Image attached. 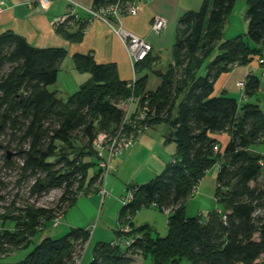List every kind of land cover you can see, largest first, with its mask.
I'll use <instances>...</instances> for the list:
<instances>
[{
	"label": "trees",
	"instance_id": "obj_1",
	"mask_svg": "<svg viewBox=\"0 0 264 264\" xmlns=\"http://www.w3.org/2000/svg\"><path fill=\"white\" fill-rule=\"evenodd\" d=\"M111 1L94 0V7ZM235 1L203 0L199 10L180 18L173 62L166 71L156 73L161 79L156 90L148 88L147 75L128 82L120 78L116 64H101L92 53H77L75 69L90 78L75 93L60 98L50 87L58 82L67 50L34 47L12 31L0 34V134L11 131V142L17 141L23 177L46 175L36 180L33 192L63 186L61 204L67 203V208L82 189L87 194L98 192L94 186L102 183L103 171L89 176L91 165L84 158L93 154L99 134L119 129L125 116L120 105L132 96L137 99L135 110L148 104L143 125L170 126L165 142L177 146L174 161L149 182L129 187L136 189L134 199L120 212L119 221L129 220L133 235L140 237L130 250L113 248L111 241L98 243L89 264H136L134 253L153 264H264L260 262L264 258V184L260 179L264 155L258 151V147L264 150V111L255 103L240 104L226 92L214 93L222 74L237 66L262 67L264 59V0H247V42L241 36L223 39ZM65 27H58V32L80 41L86 26L80 24L74 33ZM150 54L135 65L137 72L154 61ZM262 83L261 76L249 74L245 97L255 96ZM8 159L7 155V163ZM214 167L218 170L216 198L222 208L206 216L201 212L187 217L186 202ZM77 182L78 191H73ZM153 203L168 213L165 237H155L150 225L134 227L132 222ZM59 212L28 207L14 219L13 229L0 221V264H73L90 241L91 233L85 229L73 228L58 239L44 238L18 262L1 261L11 249L28 247Z\"/></svg>",
	"mask_w": 264,
	"mask_h": 264
},
{
	"label": "rangeland",
	"instance_id": "obj_2",
	"mask_svg": "<svg viewBox=\"0 0 264 264\" xmlns=\"http://www.w3.org/2000/svg\"><path fill=\"white\" fill-rule=\"evenodd\" d=\"M200 8L201 6H199ZM247 8V0L235 1L233 10L223 30L224 40H232L241 36L245 42L248 41ZM62 69L70 74L71 59L64 61ZM62 74L60 78H62ZM154 75L158 77L156 74ZM61 80L60 84L64 85L63 79ZM240 91H231L229 95L240 99ZM123 105L122 103L120 106L123 107ZM169 131L170 126L166 123L152 129L148 134L149 137L144 138V143L138 145L139 147L141 146L142 152L137 158L133 154L129 155L124 163L118 165V173L108 174L107 176L102 175V183H97L94 186L98 192L92 191L87 194L86 189L79 191L81 196L69 208H67V203H64L66 206L61 204V197L64 193L63 186H50L41 193L32 191L36 180L43 179L46 175L39 172L30 176L27 173V176L23 177L21 169L23 157L18 155L17 141L11 142L13 138L11 131H5L0 134V196L3 197L0 200V221L4 222L5 227L13 229L15 226L14 219L19 218L20 214H23L28 207L46 208L56 212L58 210L64 211L65 207L67 208L64 211L66 212L63 215L64 219L57 227L53 226L52 221L46 222L43 230L34 235L28 247L11 249L10 256L1 259V261L18 262L24 259L44 238L58 239L67 235L73 228H81L91 233L90 241L84 246L86 251L82 259V264H89L93 259L95 246L101 242L109 243L115 237L114 230L118 226L120 212L123 207L121 198L127 194L129 187L149 182L162 173L172 162L177 146L174 142H165L164 137L165 135L168 136L167 133ZM110 136L112 134H107L103 139L102 145L104 147H93V154L85 156L84 161L91 165L89 176H92L98 170L101 172L100 162L109 158L106 147ZM9 144H11L10 147H8ZM258 151L264 155L262 147H258ZM84 153L86 154L85 151ZM7 155L10 156L8 159L9 163L6 162ZM53 160L50 159L51 162ZM59 168L60 166H56L55 169ZM217 173L218 170L214 167L202 178L198 192L186 202L185 212L187 217H195L201 212L207 213L217 208H222L216 198ZM260 179L261 183L264 184V168ZM101 186L106 188L107 193L105 196L99 193ZM78 187L79 183L77 182L73 191H78ZM79 194L77 195L79 196ZM63 207L64 209H62ZM139 213L138 219L143 224L136 222L138 227L150 224L152 226L156 225L157 229H153L152 234L155 237L157 235H166L168 217L162 210L157 207H150L143 209ZM133 257L136 264H153L150 258L145 259L141 253H134ZM263 260L264 258L260 262ZM182 264L188 263L184 261Z\"/></svg>",
	"mask_w": 264,
	"mask_h": 264
},
{
	"label": "crops",
	"instance_id": "obj_3",
	"mask_svg": "<svg viewBox=\"0 0 264 264\" xmlns=\"http://www.w3.org/2000/svg\"><path fill=\"white\" fill-rule=\"evenodd\" d=\"M72 1L88 8L94 7V0H55L43 12L38 8L36 0H0V34L6 31H12L24 37L34 47H54L65 48L67 50L68 55L66 59H71L70 74L67 71H63L62 64L58 82L50 87L51 90L57 91L60 98L64 99L75 93L90 78V74L80 73L75 69L73 55L77 53H92L98 63L116 64L120 78L128 82L135 81L147 75L148 88L150 90H156L161 83V79L154 74L159 71H166L169 64L173 62V47L177 39L180 18L190 10H199V6L203 4V0H137V4L140 7L137 15H122L113 24L98 19L92 20L88 28L84 31L82 39L80 41H72L60 34L57 27L53 25L55 18L70 13ZM81 14L86 16L84 12ZM156 15L163 16L167 20V27L160 36L155 35L151 31V22ZM65 26V30L74 33L78 30L80 24L75 21H69ZM119 27H123L145 38L153 45L150 59L154 61L151 64H147L138 72L136 71L132 58L117 33ZM251 73L261 76L263 83L255 96L246 98L244 90L238 84L243 82V80L246 82L247 76ZM61 74L62 78H60ZM61 79H63L64 85L60 84ZM231 91H240L241 98H236L240 104L246 102L255 103L264 111V78L262 68L256 64L237 66L229 72L222 74L216 81L215 95H219L222 92H226L229 95ZM160 125L158 124L148 128L137 141L133 142L124 155L114 158L111 163L110 174L118 173V165L124 163L129 155L133 154L137 158L142 152L141 146L139 147L138 145H142L144 138L149 137L148 134L150 131ZM166 137L165 135V140ZM138 213L132 220L134 227H138L137 223L142 222L138 219L140 214ZM165 214L167 215V213ZM151 228L152 230L157 229V226L151 225ZM116 229L114 230V236ZM165 231L167 232V230ZM166 235L159 236L165 237Z\"/></svg>",
	"mask_w": 264,
	"mask_h": 264
},
{
	"label": "built area",
	"instance_id": "obj_4",
	"mask_svg": "<svg viewBox=\"0 0 264 264\" xmlns=\"http://www.w3.org/2000/svg\"><path fill=\"white\" fill-rule=\"evenodd\" d=\"M55 0H36L37 6L41 11H46L51 3ZM139 5L137 0L129 1L127 4H123L122 0H113L110 3L99 6V7H85L77 2H71V9L68 15L57 17L53 20V25L57 28L65 25L69 21H75L80 24H85V30L88 28L92 20L98 19L106 23L113 24L122 15L134 16L139 13ZM86 13V16L81 13ZM167 27V20L163 16L156 15L151 22V31L160 36L165 28ZM121 40L123 41L127 51L129 52L133 65L144 61L148 55L153 50V45L147 41L145 38L140 37L123 27L117 29ZM262 64L263 78H264V59L260 60V65ZM239 87L244 90L245 82H240ZM137 99L132 96L126 100L123 104L122 109L125 112V116L121 123L119 129L110 136V140L107 143L108 159H104L100 162V168L103 171V175L107 176L110 174L111 163L114 158L121 157L127 150L131 147L134 140H137L149 127L143 125L141 121L145 120L146 112L148 110V104L146 103L144 107H138L135 110V104ZM135 110V111H134ZM133 127L134 130L129 132L128 129ZM107 134H99L95 139L93 145L96 148H101L103 145V139ZM104 147V146H103ZM217 149V147H216ZM174 161V160H172ZM263 166V161H260ZM136 189L129 188L125 196L121 198V203L123 207L128 206L134 199ZM99 193L102 196L106 195V188L101 186ZM153 207H157L155 203L152 204ZM164 212V211H163ZM167 213V212H165ZM168 214V213H167ZM64 211L56 214L52 220L54 227H57L63 219ZM207 213L204 214L206 216ZM42 227V226H41ZM1 229V227H0ZM140 236L133 235V226L129 220L119 221L116 229L115 237L111 240V246L113 248H123L130 250L133 248L134 244ZM86 249L78 256L73 264H82V259L85 254Z\"/></svg>",
	"mask_w": 264,
	"mask_h": 264
},
{
	"label": "water",
	"instance_id": "obj_5",
	"mask_svg": "<svg viewBox=\"0 0 264 264\" xmlns=\"http://www.w3.org/2000/svg\"><path fill=\"white\" fill-rule=\"evenodd\" d=\"M8 157H10V156L8 155Z\"/></svg>",
	"mask_w": 264,
	"mask_h": 264
}]
</instances>
